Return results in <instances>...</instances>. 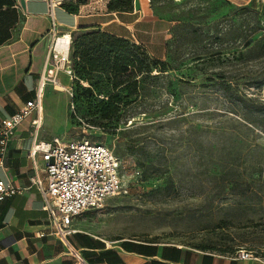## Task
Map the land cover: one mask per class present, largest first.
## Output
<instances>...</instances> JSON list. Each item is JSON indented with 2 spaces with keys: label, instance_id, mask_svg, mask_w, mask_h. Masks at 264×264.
Listing matches in <instances>:
<instances>
[{
  "label": "rangeland",
  "instance_id": "obj_1",
  "mask_svg": "<svg viewBox=\"0 0 264 264\" xmlns=\"http://www.w3.org/2000/svg\"><path fill=\"white\" fill-rule=\"evenodd\" d=\"M148 2L172 22L169 41L176 27L197 28L196 43L173 45V61L166 45L163 59L158 45L144 46L176 67L169 77L135 96L120 92L138 113L114 128L89 122L101 118L97 102L75 77L63 90L47 86L42 133L104 144L119 159L121 190L85 215L93 233L264 258V0L248 9L227 0ZM97 88L108 101L110 88Z\"/></svg>",
  "mask_w": 264,
  "mask_h": 264
},
{
  "label": "crops",
  "instance_id": "obj_2",
  "mask_svg": "<svg viewBox=\"0 0 264 264\" xmlns=\"http://www.w3.org/2000/svg\"><path fill=\"white\" fill-rule=\"evenodd\" d=\"M109 1H86L72 14L63 7L73 3L69 0H21L20 8L15 7V0H0V122L36 96L53 41V23L59 35L72 37L78 32L101 30L145 47L158 45L163 53L159 56L165 58L172 22L157 17L149 0H134L129 11H110ZM227 1L241 7L255 0ZM51 3L57 4L53 16ZM69 79L72 77L60 72L57 90H63L62 84H68ZM47 86L53 85L45 86L43 98ZM45 113L43 102L44 121ZM32 120L17 128L0 164V181L23 190L0 202V264H264V259L235 260L228 253L159 242L108 241L88 229L87 212L73 219V232L66 241L61 240L44 209L41 192L32 183ZM46 138L40 129L38 140L49 141Z\"/></svg>",
  "mask_w": 264,
  "mask_h": 264
},
{
  "label": "built area",
  "instance_id": "obj_3",
  "mask_svg": "<svg viewBox=\"0 0 264 264\" xmlns=\"http://www.w3.org/2000/svg\"><path fill=\"white\" fill-rule=\"evenodd\" d=\"M77 2L79 0H69ZM102 2L104 0H87ZM179 2L182 0H174ZM57 4L51 3V15ZM21 0H15V7L20 8ZM53 41L46 58V69L41 76L36 96L25 102L12 116L0 122V164L7 156L8 145L17 128L27 119L33 117L32 129L34 143L29 151L34 176L32 183L41 192L44 209L48 212L56 235L63 241L73 232L72 222L85 212L103 206L104 201L119 193L121 178L119 159L114 151L104 145L87 140H60L58 137L50 141L38 140L42 127L43 91L47 84L61 86L59 73L70 77L73 71L70 66V47L72 37L59 35L56 24L52 26ZM66 47L57 48L59 40ZM62 86H64L62 84ZM38 156L40 159L38 160ZM19 187L0 181V202L21 193ZM77 258L80 255L70 245ZM235 260L257 259L261 256L251 250L240 248L231 255Z\"/></svg>",
  "mask_w": 264,
  "mask_h": 264
},
{
  "label": "trees",
  "instance_id": "obj_4",
  "mask_svg": "<svg viewBox=\"0 0 264 264\" xmlns=\"http://www.w3.org/2000/svg\"><path fill=\"white\" fill-rule=\"evenodd\" d=\"M87 0H79L63 7L72 14L78 13L79 5ZM133 8V0H110V11H129ZM248 9L249 6H244ZM174 41L168 40L165 45L170 60L173 59V45L182 48L185 44L196 43L197 28L191 24L176 27L173 30ZM196 57L193 60H199ZM70 66L75 79L83 85L84 96L97 102L96 114L100 120H90L93 125H109L114 128L122 120L134 118L137 107L125 103L124 99L135 96L142 89L145 91L151 82L169 77L168 71L176 67L170 61L152 57L143 45L131 42L128 39L117 37L101 30L86 31L71 42ZM154 71L157 73L154 74ZM96 77L97 79H95ZM97 86H108L106 97L100 98L103 91ZM94 88L99 91L95 93ZM127 91L129 96H122L120 92ZM139 108V107H138ZM148 113L147 108L143 111Z\"/></svg>",
  "mask_w": 264,
  "mask_h": 264
},
{
  "label": "bare ground",
  "instance_id": "obj_5",
  "mask_svg": "<svg viewBox=\"0 0 264 264\" xmlns=\"http://www.w3.org/2000/svg\"><path fill=\"white\" fill-rule=\"evenodd\" d=\"M65 47H66L65 43H62V40L60 39L58 42L57 48L59 50H62V48H65Z\"/></svg>",
  "mask_w": 264,
  "mask_h": 264
}]
</instances>
